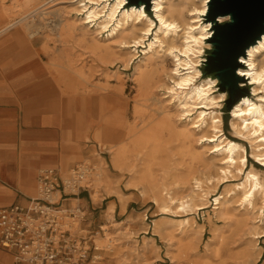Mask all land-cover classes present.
Segmentation results:
<instances>
[{
	"label": "bare ground",
	"instance_id": "bare-ground-1",
	"mask_svg": "<svg viewBox=\"0 0 264 264\" xmlns=\"http://www.w3.org/2000/svg\"><path fill=\"white\" fill-rule=\"evenodd\" d=\"M67 1L69 5L60 9L63 18L54 21L60 0H14L9 9L8 0H0V18L14 14L0 29V41L16 29L17 42L22 43L17 32L26 26L34 61L66 69L64 78L76 81L72 90L80 112L71 133L79 142L92 141L110 154L112 168L121 175L119 182L125 181L130 191L126 194L108 184L107 163L97 150L101 162L85 184L92 201L99 204L116 197L125 212L135 192L153 204L162 217L152 222V232L165 243L171 264H258L263 260L258 241L264 238V170L247 167L245 146L225 136L222 113L216 109L226 94L215 95L218 80L203 77L200 69L215 28L207 18L211 0H149L141 5L140 0ZM106 32L109 35L102 39ZM38 44L47 61L37 55ZM68 47L81 48L82 60L120 62L125 67L137 59V48L146 47L135 66L132 114L88 121L89 113L95 115L88 108L96 92L92 74L85 67L75 69L82 60L67 54ZM239 63L238 77L250 80L241 85L252 90L232 107L230 126L235 136L251 144L252 157L264 169V35ZM53 107L54 102L48 106ZM58 170L66 179L70 175L66 166ZM239 178L215 198L213 210L226 226L213 230L204 243V255H198L205 227L191 216L207 207L212 190ZM36 196L35 190L32 197ZM114 211L111 202L100 227L102 238L96 241V249L106 250L110 257L122 252L119 241L137 236L129 227L134 218L116 221ZM149 228L145 226L143 233ZM144 238L135 264H152L148 257L159 252L153 237ZM230 245L240 250L226 257Z\"/></svg>",
	"mask_w": 264,
	"mask_h": 264
},
{
	"label": "rangeland",
	"instance_id": "rangeland-1",
	"mask_svg": "<svg viewBox=\"0 0 264 264\" xmlns=\"http://www.w3.org/2000/svg\"><path fill=\"white\" fill-rule=\"evenodd\" d=\"M130 1V0H129ZM14 0H8L6 3V7L9 9L12 7ZM152 2V1H151ZM70 2L67 0H60L59 6L56 8L59 9L58 12H56L52 18L54 21L61 20L63 18V10L64 6L69 5ZM146 7V6H145ZM148 11L147 13L150 16H153L152 10L148 7L146 8ZM151 10V11H150ZM14 16L13 13H9L8 17L0 18V29L3 28L10 20V17ZM81 17V16H79ZM227 21V20H226ZM225 22V21H224ZM221 22V23H224ZM16 29L11 30L8 32L5 36V40H3L2 43H0V50L4 46L5 48L15 49L17 54H20L23 59V63H21V71H32L33 80L35 83L36 89L41 88V85L47 84L50 92H54V100L49 101V105L54 102L53 109H49L52 111H58L59 114L64 116V130H67L70 132L69 134V143L73 144L71 147H69L65 154L64 159L61 163L62 167L66 166V168L70 171L79 165L87 164L93 168L95 165L100 164V159L95 156L96 151L98 150L101 156L105 159L107 163V174H106V181L111 186L118 185L119 188L123 193L129 194L125 189V181H120L121 175L112 168L110 163V154H108L106 151H101L97 148L94 142L90 141L87 143L79 142L76 135L74 133H71L74 131V128L77 126V117L80 112L79 107V101H77L76 96L73 94L72 88L76 85V81L64 78L63 73L66 71V69L59 68V67H50L44 64L36 63L33 59L34 51L30 47L27 41V32H26V26L20 27L18 29V36L20 37V40L22 43L17 42L16 38ZM109 35V32H106L103 34V38L105 39ZM24 39V42H23ZM1 42V41H0ZM148 43V42H146ZM147 45V44H145ZM211 45V44H210ZM42 44H38L36 47L37 55H40L41 58H43L45 61H47V56L44 55L41 52ZM146 47H140L137 48V51L139 52L137 54V59L134 61L133 64H131L129 67H125L122 63L116 62V63H103L99 61H92L90 58H86L82 60L85 56L81 55L83 54V50L79 47H71L67 48V54L74 57H79L82 61H79L76 64L75 69H80L82 67H85L86 71H89L92 74L91 77V83L93 85V89H95V95H94V101L92 103H89V110L93 111L95 115H90L88 117V121H95L99 122L103 119H113V118H121L125 113L126 114H132L133 112V101L132 98L135 94V82H134V71L136 63L139 62L143 56V51ZM212 51V45L209 49H206L205 53L202 56V60L204 62L207 60L208 55ZM203 62L202 66L200 67L202 71L203 77H210L215 78V76H210L207 73H205V63ZM38 83H41L38 85ZM245 83L246 85L250 83V80H246L243 82V79H241L238 83L239 91L236 92V97H243L244 95H249L248 92L252 90L249 86H242L241 84ZM220 82L218 81V89L217 93L215 95H219V92H222L219 88ZM247 90V91H245ZM163 94V91L160 92ZM226 98L223 102H221V107L217 108L216 111L219 113H222L223 117V130L225 136L233 140L236 143H239L241 145H244L246 148V154H247V167L255 166L259 170H264L261 166V163L258 162L256 159L252 157V147L249 142L246 140L235 136L233 133L230 122L232 119V109L228 110L227 102L229 100V95L227 92H225ZM251 99L256 100V97L252 96ZM45 104V103H44ZM46 105V104H45ZM65 136H67L65 134ZM186 161L189 162L190 159L186 158ZM52 169H59L58 167H47ZM42 168L39 171V176L41 172L45 169ZM61 168V167H60ZM93 172V171H92ZM38 176V179H39ZM241 181V178L236 179L235 181L228 182L226 184H223L216 190H212V193L209 197V202L207 204V207L195 214H193L191 217L194 218L195 222L197 224L203 225L205 227V232L203 233L202 241L198 245V255L203 256L204 255V243L207 239H209L210 235L212 234L214 229H220L224 228L226 226V223L219 220L213 209L215 208V198L226 191L227 189H230L234 183H238ZM86 184V183H85ZM89 188V187H88ZM38 192V182L36 185V189ZM37 197V196H36ZM80 197H84L85 199H91V191L90 189H87L83 192H81ZM34 198V197H32ZM86 199V200H87ZM93 202V201H92ZM114 202L115 208L116 205L119 208V214L115 216L114 219L116 221H126L128 217L132 216L134 218V224L129 225L130 230L137 234V236H132L133 239H124L122 241H119L120 247L122 248V252L120 255H113L112 257L108 256V253L106 250H96L95 252H92L94 256L96 257L94 259L93 264H123L124 261H127L128 264H135L137 262V252L141 251V248L145 241V236L153 237L154 243L159 247V252L157 254H153L148 257V259L153 262L152 264H171V261L169 258L165 256V253L167 251V247L165 243L157 236L153 235L152 232V222L155 219H158L162 217L160 213L157 211V208L153 204H149L147 201L141 199L137 193H132V197L130 201L127 203L125 212L122 211L121 204L119 203L118 199L116 197H107L99 204H93L96 206V210L91 207L89 211L82 210V215L84 217V222L81 223V230H79L80 236H87L92 237L94 240V244L96 245V241L98 239L102 238L103 232L100 230L101 225L104 223V215L105 211L109 205V203ZM72 208H75L78 206V202L72 201L71 202ZM87 208V207H86ZM115 212V211H114ZM127 212V213H126ZM145 216L147 217L146 221L143 222L145 219ZM147 225H150V228L147 232V234L143 233V228ZM113 232V231H112ZM100 233V235H98ZM259 246L263 249V260H261L258 264L264 263V238L259 239L258 241ZM137 246L136 253L134 252V247ZM230 250H228L225 253V256L227 257L231 252H235L238 249L235 245L229 246ZM157 256L159 258L157 259ZM179 264H186V262H181Z\"/></svg>",
	"mask_w": 264,
	"mask_h": 264
},
{
	"label": "crops",
	"instance_id": "crops-1",
	"mask_svg": "<svg viewBox=\"0 0 264 264\" xmlns=\"http://www.w3.org/2000/svg\"><path fill=\"white\" fill-rule=\"evenodd\" d=\"M21 57L16 47L0 50V210L27 205L39 171L60 168L66 150L73 145L64 130V116L48 108L55 93L47 84L34 87L32 71H21ZM86 199L72 198L68 203L77 200L82 209L96 210ZM114 214H119L117 205ZM0 264H16L14 253L0 248Z\"/></svg>",
	"mask_w": 264,
	"mask_h": 264
},
{
	"label": "built area",
	"instance_id": "built-area-1",
	"mask_svg": "<svg viewBox=\"0 0 264 264\" xmlns=\"http://www.w3.org/2000/svg\"><path fill=\"white\" fill-rule=\"evenodd\" d=\"M92 170L79 165L66 179L47 168L39 176L37 197L0 210V248L14 253L16 264L94 263L93 238L79 235L84 209L68 203L89 189L85 183Z\"/></svg>",
	"mask_w": 264,
	"mask_h": 264
},
{
	"label": "water",
	"instance_id": "water-1",
	"mask_svg": "<svg viewBox=\"0 0 264 264\" xmlns=\"http://www.w3.org/2000/svg\"><path fill=\"white\" fill-rule=\"evenodd\" d=\"M148 2L140 0L138 4ZM207 15L215 28L209 40L212 51L204 62L205 73L215 76L219 88L228 93L231 110L241 98L236 97L241 57L264 35V0H211ZM226 17L224 23L218 21Z\"/></svg>",
	"mask_w": 264,
	"mask_h": 264
}]
</instances>
